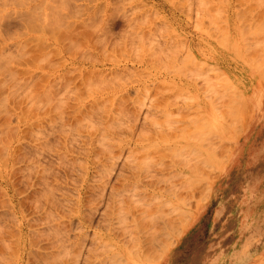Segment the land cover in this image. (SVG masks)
Returning <instances> with one entry per match:
<instances>
[{
	"label": "rangeland",
	"instance_id": "rangeland-1",
	"mask_svg": "<svg viewBox=\"0 0 264 264\" xmlns=\"http://www.w3.org/2000/svg\"><path fill=\"white\" fill-rule=\"evenodd\" d=\"M138 263L264 264V0H0V264Z\"/></svg>",
	"mask_w": 264,
	"mask_h": 264
},
{
	"label": "bare ground",
	"instance_id": "bare-ground-1",
	"mask_svg": "<svg viewBox=\"0 0 264 264\" xmlns=\"http://www.w3.org/2000/svg\"><path fill=\"white\" fill-rule=\"evenodd\" d=\"M1 17H2V16H1ZM3 18H4V17H3ZM2 21H3V20H2ZM213 127H215V126H213ZM216 130H217V128H216ZM204 131H205V130H204ZM210 131H211V130H210ZM217 131H219V130H217ZM189 133H190V135H193V134H191V132H188V134H187V132H186L185 134H187V136H189ZM214 134H215V133H214ZM220 135H221V133H220ZM181 136H182V135H181ZM190 137H191V136H190ZM197 137L199 138V142H200V140H201V139H200V136H197ZM210 137H211V136H210ZM215 137H216V136H215ZM182 138H184V137L182 136ZM217 138H218V136H217ZM213 139H214V138H213ZM219 141H220V140H219ZM211 142H212V141H211ZM213 144H214V145H213ZM213 144H211V145H213V147H214L213 149L215 150L217 144H216V145H215V143H213ZM193 146H194V145H193ZM200 146H201V145H200ZM203 146H204V145H203ZM203 146H202V147H203ZM207 146H208V144H207ZM194 147H195V146H194ZM204 147H205V146H204ZM211 147H212V146H211ZM206 148H207V149H210V147H206ZM217 148H218V147H217ZM217 148H216V149H217ZM175 149H176V148H175ZM196 149H198V148H196ZM213 149H211V150H213ZM205 150H206V149H205ZM211 150H210V154L213 152V151L211 152ZM176 151H177V150H176ZM194 151H197V150L194 149ZM200 151H201V150H200ZM190 152H191V151H190ZM190 152H189V153H190ZM197 152H198V151H197ZM203 152H204V151H203ZM216 152H217V151H216ZM216 152H215V153H216ZM191 153H192V152H191ZM193 153H194V152H193ZM193 153H192V156H191V157H193ZM206 153H207V152H206ZM213 153H214V152H213ZM194 154H195V153H194ZM217 154H218V153H216V156H217ZM197 155H199V154H197ZM197 155L195 154L194 156H197ZM201 155H202V153H201ZM207 155H208V154H207ZM211 155H212V154H211ZM213 155H215V154H213ZM213 155H212V156H213ZM187 156H188V155H187ZM199 156H200V155H199ZM209 156H210V155H209ZM201 157H202V158H201ZM204 157H206V156L202 155V156H200L199 158L197 157L198 159H201V160H199V161H201V162L198 161L200 164H197V165H196L197 162H196V163L194 162V163H195V166L199 167V169H198V168H195V167L192 165V163H193V159L190 158L191 161H192V163H190V164H191V166H193L192 169H197L198 171H202V173H203V170H204V171L207 170V169H205L207 166L204 164V162L206 163V161L204 160ZM217 158H218V157H217ZM202 159L204 160L203 163H202ZM208 159H209V158H208ZM211 159H212V158H211ZM185 160H186V159H185ZM188 160H189V159H188ZM212 160H213V159H212ZM221 160H224V159H221ZM225 160H227V159H225ZM186 161H187V160H186ZM186 161H182V162H183V165H184V168H185V166H186L185 169L188 168V166H187L186 163H185ZM189 161H190V160H189ZM191 161H190V162H191ZM194 161H196V160L194 159ZM214 161H216V163L218 162L217 160H213V162H214ZM207 162H208V161H207ZM222 162H223V161H222ZM179 163H180V162H179ZM194 163H193V164H194ZM218 163L220 164V162H218ZM175 164H176V163H175ZM187 164H189V163H187ZM207 164H208V166H209V163H207ZM219 164H218V166H219ZM169 165H170V164H169ZM200 165H202V166L205 165V168H204V166H203V168H201L202 166H200ZM173 166H174V165H173ZM178 166H180V165H178ZM181 166H182V165H181ZM181 166H180V167H181ZM167 167H168V165H167ZM169 167H170V166H169ZM169 167H168L167 169H169ZM207 168H208V167H207ZM210 168H211V164H210ZM212 168H213V167H212ZM167 169H166V170H167ZM171 169H172V168H171ZM173 169H174V168H173ZM179 169H180V168H179ZM188 170H189V169H188ZM164 171H165V169H164ZM190 171H191V170H190ZM198 171H197V172H198ZM179 172H180V171H179ZM191 172H192V171H191ZM205 172H206V171H205ZM207 172H208V171H207ZM173 173H174V172H173ZM176 173H178V172H176ZM199 173H200V175H199L198 173H197V174H198L199 176H201L202 173H201V172H199ZM163 174H164V173H163ZM170 174L172 175V173H169V176H170ZM178 174H179V173H178ZM188 174H189V172H188ZM188 174H187V176H183V177H188ZM193 174H195V170H194ZM175 175H176V174H175ZM175 175H172V176L175 177ZM202 175H203V176L205 175V177H207V176H206L207 173H206V174L204 173V174H202ZM165 176H166V173H165ZM181 176H182V175H181ZM210 176H211V174H210ZM167 177H168V176H167ZM172 178H173V177H172ZM170 179H171V178H170ZM183 179H184V178H183ZM166 180H169V179H165V181H166ZM190 180H192V178H191ZM202 180H204V179L202 178ZM205 180H206V179H205ZM205 180H204V181H205ZM165 181H164V184L167 182V181H166V182H165ZM175 181H176V180H175ZM200 181H201V180H200ZM207 181H208V180H207ZM172 182H173V181H172ZM176 182H177V181H176ZM185 182H186V181H185ZM190 182L193 183L192 186H195V185H196L195 187H197L198 185H199V186L202 185L201 188H205L204 191H205L206 188H207V187L203 186V185H204V184L202 183L203 181L200 182V183H202L201 185H200L199 182H198L199 184L197 183L198 185H197L195 182H193V181H190ZM190 182H187V183H190ZM196 182H197V181H196ZM194 183H195V184H194ZM162 184H163V183H162ZM167 184H168V183H167ZM169 184H170V183H169ZM171 184H172V183H171ZM177 184H179V182H177ZM172 185H175V184H172ZM184 185H185V184H184ZM187 185H188V184H187ZM205 185L208 186L206 183H205ZM138 186H139V185H138ZM149 186H150V185H149ZM151 186H152V185H151ZM167 186H168V185H167ZM167 186H165L166 190H167ZM178 186H179V185H178ZM160 187H161V186H160ZM162 187H164V185H163ZM181 187H182V186H181ZM183 187H184V186H183ZM195 187H193V188H195ZM165 188H164V189H165ZM170 188H171V187H170ZM173 188H175V187H173ZM173 188H171V189H173ZM185 188H186V187H185ZM193 188H192V189H193ZM197 188H198V187H197ZM144 189H145V188H144ZM161 189H163V188H161ZM192 189L190 188V191H191V193L194 194V192H196V191H195L196 189H195V190L193 189L194 192L192 191ZM199 189H200V188H199ZM207 189H208V188H207ZM184 190H185V189H184ZM173 191H174V190H172V194H174ZM190 191H189V192H190ZM164 192H166V191H164ZM182 192H183V191H182ZM208 192H209V191H208ZM166 193H167V192H166ZM170 193H171V192H170ZM180 194H181V193H180ZM183 194H184V193H183ZM205 194H206V192H205ZM145 195H146V194H145ZM179 196H180V195H179ZM179 196H178V197H179ZM181 196H182V195H181ZM181 196H180L178 199H180V198H184L183 196H182V197H181ZM206 196H208V194H207ZM144 197H146V196H144ZM153 197H154V196H153ZM155 197H156V196H155ZM171 197H172V196H171ZM175 197H176V196H175ZM186 197H187V196H186ZM186 197H185V198H186ZM188 197H189V196H188ZM176 198H177V197H176ZM143 199H144V198H143ZM158 199H160V198H158ZM158 199H157V200H158ZM169 199H170V198H169ZM178 199H177V200H178ZM206 199H207V198H206ZM160 201H161V200H160ZM178 201H179L180 203H182L181 200H178ZM138 202H139V201H138ZM144 202L146 203V201H144ZM189 202H190V201H189ZM154 203H155V202H154ZM157 203H158V202H157ZM168 203H169V202H168ZM160 204H161V203H160ZM169 204H170V203H169ZM150 205H152V204H150ZM154 205H155V204H154ZM157 205H158V204H157ZM177 205H178V204H177ZM179 205H180V204H179ZM183 205H184V204H183ZM185 205H186V204H185ZM170 207H171V206H170ZM172 207H173V206H172ZM152 208H154V207H152ZM161 208H162V207H161ZM164 208H165V207H163V209H164ZM176 208H177V207H176ZM148 209H149V208H148ZM170 209H171V208H170ZM174 209H175V207H174ZM152 210L154 211V209H152ZM152 210H151V212H152ZM159 210H160V209H159ZM166 210H167V209H166ZM171 210H172V209H171ZM160 211L162 212V210H160ZM164 211H165V210H164ZM157 212H159V211H157ZM161 212H160V213H161ZM165 212H166V211H165ZM168 212H169V211H168ZM166 213H167V212H166ZM183 213H184V212H183ZM145 214H147V213H145ZM161 214H164V213L162 212ZM167 214H168V213H167ZM171 214H173V213H171ZM143 215H144V214H143ZM143 215H142V216H143ZM150 215H151V214H150ZM158 215H160V214H158ZM137 216H138V215H137ZM145 216H146V215H145ZM145 216L143 217V219H144V218L146 219ZM156 216H157V215H155L154 218L158 220L159 217L164 218L166 215L163 216V217L160 215V216H158V218H156ZM132 217H133V216H132ZM150 217H151V216H150ZM150 217L148 216V218H150ZM172 217H173V216H172ZM134 218H135V217H134ZM161 218H159V219H161ZM187 218H188V217H187ZM138 219H140V217H138ZM152 219H153V218H152ZM135 220H136V219H135ZM165 220H166V219H164V221H165ZM166 221H169V222L166 223V227H167V228L170 227L171 230H174V229H175V226H174V225H176V224H175L174 222H172L170 219H167ZM166 221H165V222H166ZM170 221H171V222H170ZM175 221H176V220H175ZM184 221H185V220H184ZM162 222H163V220L161 219V224H163ZM177 222H178V221H177ZM149 223H150V222H149ZM151 224H152V223H151ZM178 225H179V224H178ZM183 225H184V224H183ZM159 226H160V225H159ZM159 226H155V227L153 228L154 230H157V236H158V235L160 236V234L163 233L162 228L165 230V232L167 231L166 228H165V224H164V227H162V226H161L162 228L160 227L161 229L159 228ZM179 226H180V227H179V230L177 229L176 236L180 234L181 229H183V228L186 226V224H185V226H182V224L180 223ZM139 228H140V227H138V229H139ZM158 229H159V230H158ZM136 230H137V229H136ZM150 230H152V229H150V228L148 229V232H149V233H150ZM160 230H162V233H158V231H160ZM146 231H147V230H146ZM139 232H141V231H139ZM152 232H154V231H151L150 235H151V237L153 238L152 234L155 235V232H156V231H155L154 233H152ZM160 232H161V231H160ZM149 233H148V235H149ZM131 234H132V233H131ZM166 234H167V233H166ZM166 234L164 233L165 236H166ZM169 234H170V233H169ZM132 236H133V235H132ZM144 236H145V235H144ZM144 236H143V237H144ZM157 236H155V238H153V240H150V239H152V238L149 237V239H148L149 241L146 240L147 237H148V236H147L146 239H144L145 241H148V244H147V242H145V243L147 244V246H150V245L152 246V242L154 241V239H156ZM135 237H136V236H135ZM173 237H175V236H173ZM144 238H145V237H144ZM162 238H164V237H162ZM162 238H159V237H158L157 239H162ZM157 239H156V240H157ZM165 239H166V238H165ZM132 240H134V238H133ZM167 240H168V239H167ZM158 241H160V240H157V245L160 243V242L158 243ZM164 241H165V240H164ZM134 242H135V240H134ZM134 242H133V243H134ZM133 243H132V245H133ZM135 243H137V242H135ZM149 243H150V244H149ZM141 244H142V243H141ZM146 244H145V246H146ZM138 246H139V245H138ZM143 246H144V245L142 244V247H143ZM142 247H141V250H142ZM135 248H136V247H135ZM143 248L146 249V247H143ZM156 248H158V247H156ZM158 249H159V248H158ZM134 250H135V249H134ZM143 250H144V249H143ZM130 251H131V250H130ZM149 251H150V250H149ZM141 252H142V251H141ZM143 252H145V250H144ZM157 253H158V252H157ZM159 253H160V252H159ZM153 254H154V253H153ZM153 257H154V256H153ZM153 257H152V258H153ZM248 257H249V256H248ZM118 258H119V257H118ZM136 258H138V257L136 256ZM145 258H146V256H145L143 259H145ZM147 258H148V257H147ZM121 259H122V258H121ZM160 259H161V258H160ZM116 260H118V259H116ZM119 260H120V259H119ZM151 260H152V259H151ZM154 260H155V259H154ZM145 261H146V260H144V262H145ZM156 261H157V260H156ZM243 261H244V260H243ZM120 262H121V261H120ZM122 262H123V261H122ZM138 264H139V263H138ZM235 264H237V263H235Z\"/></svg>",
	"mask_w": 264,
	"mask_h": 264
}]
</instances>
